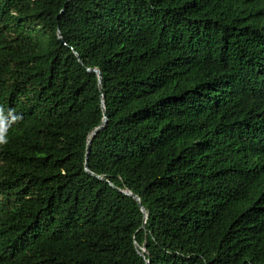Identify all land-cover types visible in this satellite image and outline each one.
Instances as JSON below:
<instances>
[{
    "label": "trees",
    "instance_id": "obj_1",
    "mask_svg": "<svg viewBox=\"0 0 264 264\" xmlns=\"http://www.w3.org/2000/svg\"><path fill=\"white\" fill-rule=\"evenodd\" d=\"M0 264H264V0H0Z\"/></svg>",
    "mask_w": 264,
    "mask_h": 264
},
{
    "label": "water",
    "instance_id": "obj_2",
    "mask_svg": "<svg viewBox=\"0 0 264 264\" xmlns=\"http://www.w3.org/2000/svg\"><path fill=\"white\" fill-rule=\"evenodd\" d=\"M60 39H61V38H60ZM61 40H62V39H61ZM97 73H98L99 77L101 78V74H100L99 72H97ZM106 122H107V119L105 118V122H104L103 126H102L101 128H99V129L94 133L93 136H95L97 132H99L101 129L104 128ZM90 145H91V143L89 144L88 152H89V150H90ZM128 195H131V196L135 197V198L139 201V199H138L135 195H133V194H131V193H128Z\"/></svg>",
    "mask_w": 264,
    "mask_h": 264
}]
</instances>
